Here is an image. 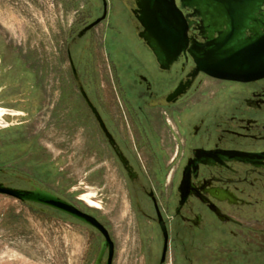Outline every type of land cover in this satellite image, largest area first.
Listing matches in <instances>:
<instances>
[{
	"label": "rangeland",
	"instance_id": "rangeland-1",
	"mask_svg": "<svg viewBox=\"0 0 264 264\" xmlns=\"http://www.w3.org/2000/svg\"><path fill=\"white\" fill-rule=\"evenodd\" d=\"M106 2V19L78 38L102 17V0H0V110L14 112L2 116L7 126L0 127V170L35 180L97 218L115 244L113 264H159L149 256L155 232L139 221L126 175L71 64L109 127L126 138L136 134L129 142L144 162L137 168L152 181L164 167L176 166L160 159L175 147L172 127L184 130L196 121L203 97L198 85L190 111L184 101L176 108L152 107L139 76L160 96L176 87L180 75L159 73L118 1ZM0 182L26 187L4 173ZM174 237L166 264H264L258 241L207 231ZM103 240L67 215L0 194V264H95Z\"/></svg>",
	"mask_w": 264,
	"mask_h": 264
},
{
	"label": "flooded vegetation",
	"instance_id": "flooded-vegetation-1",
	"mask_svg": "<svg viewBox=\"0 0 264 264\" xmlns=\"http://www.w3.org/2000/svg\"><path fill=\"white\" fill-rule=\"evenodd\" d=\"M117 1L137 37V19L130 11L134 9L135 3L133 0ZM184 13L187 14L188 11ZM196 35L197 31L192 28L190 36ZM144 47L147 49L145 45ZM154 61L159 73L180 75L179 82L193 65L191 59L182 56L171 71L163 72L155 58ZM143 78L145 77L139 76L141 83L147 86L152 103L166 97L179 84L178 82L167 94L158 96L153 93L148 79ZM198 85V91L203 97L199 102L203 109L202 114L184 130L177 131L172 127L173 133L169 139L175 147L164 149L166 160L162 157L160 159L164 166L167 165L166 162L169 166H176L172 169L164 167L153 176V181L137 168L144 162L129 142L132 137H137L136 134L133 133L131 138L119 135L109 127L99 111L109 132L133 168L134 175L130 176L102 132L126 175L139 221L146 225V230L148 228L155 232V236L150 238L149 256L150 260L159 258V264H166L173 240L177 239L174 234L179 237L181 232L193 234L196 231H207L239 241L246 239L252 245L257 241L264 243V79L239 83L217 80L201 74L182 99L165 108H176L184 101L188 102L186 110L190 111L193 108L192 99L197 96L193 92ZM210 86H214L216 91L209 93ZM239 154L251 156L243 159H250L262 167L254 168L244 162L228 160H238L241 158ZM194 165L198 168L195 169ZM21 182L26 186L21 189H31L27 183ZM8 183L18 188L13 182ZM212 193L219 200L212 198ZM107 231L109 232L108 229ZM115 253L114 244L113 263ZM108 256L109 252L106 253L105 262Z\"/></svg>",
	"mask_w": 264,
	"mask_h": 264
},
{
	"label": "water",
	"instance_id": "water-1",
	"mask_svg": "<svg viewBox=\"0 0 264 264\" xmlns=\"http://www.w3.org/2000/svg\"><path fill=\"white\" fill-rule=\"evenodd\" d=\"M133 2L134 9L130 11L137 19V37L152 53L159 69L163 72L171 71L182 56L191 59L193 63L176 89L152 103V107L165 108L175 104L187 94L201 74L217 80L239 83L264 79V0H133ZM104 5L105 11L102 17L84 28L78 38H82L106 19L105 0ZM184 11L188 13L185 14ZM192 28L197 31L196 37L190 36ZM71 65L77 87L85 103L124 169L133 176V168L85 91L74 64ZM0 112L2 116L14 114L10 110H0ZM6 126L7 124L0 117V127ZM239 155L241 158L238 160H228L244 162L254 168L262 167L250 159H243L251 156ZM194 168L198 166L194 165ZM0 173L24 181L31 188L18 189L8 182H0L1 195L22 203L49 208L96 229L103 235L104 240L95 264L113 263L114 243L107 229L97 218L41 188L32 179L4 170H0ZM211 197L218 199L213 193ZM107 252L109 256L105 262Z\"/></svg>",
	"mask_w": 264,
	"mask_h": 264
},
{
	"label": "bare ground",
	"instance_id": "bare-ground-1",
	"mask_svg": "<svg viewBox=\"0 0 264 264\" xmlns=\"http://www.w3.org/2000/svg\"><path fill=\"white\" fill-rule=\"evenodd\" d=\"M0 117H2V113L0 112Z\"/></svg>",
	"mask_w": 264,
	"mask_h": 264
}]
</instances>
